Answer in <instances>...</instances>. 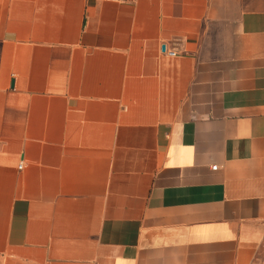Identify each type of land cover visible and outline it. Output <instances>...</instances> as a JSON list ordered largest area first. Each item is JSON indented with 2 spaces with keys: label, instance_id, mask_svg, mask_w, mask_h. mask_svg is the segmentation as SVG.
Masks as SVG:
<instances>
[{
  "label": "crops",
  "instance_id": "obj_1",
  "mask_svg": "<svg viewBox=\"0 0 264 264\" xmlns=\"http://www.w3.org/2000/svg\"><path fill=\"white\" fill-rule=\"evenodd\" d=\"M0 264H264V0H0Z\"/></svg>",
  "mask_w": 264,
  "mask_h": 264
},
{
  "label": "built area",
  "instance_id": "obj_2",
  "mask_svg": "<svg viewBox=\"0 0 264 264\" xmlns=\"http://www.w3.org/2000/svg\"><path fill=\"white\" fill-rule=\"evenodd\" d=\"M168 55H169V56H174L175 54H174L173 52L169 51V52H168ZM212 170H216V166H213V167H212Z\"/></svg>",
  "mask_w": 264,
  "mask_h": 264
}]
</instances>
